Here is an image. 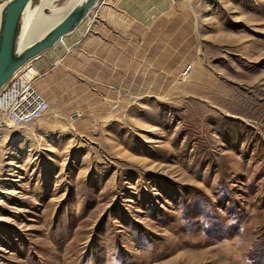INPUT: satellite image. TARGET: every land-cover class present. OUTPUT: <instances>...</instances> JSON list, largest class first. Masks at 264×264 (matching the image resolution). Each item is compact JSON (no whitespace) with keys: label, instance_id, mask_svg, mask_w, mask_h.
<instances>
[{"label":"rangeland","instance_id":"obj_1","mask_svg":"<svg viewBox=\"0 0 264 264\" xmlns=\"http://www.w3.org/2000/svg\"><path fill=\"white\" fill-rule=\"evenodd\" d=\"M31 65L0 264H264V0H101Z\"/></svg>","mask_w":264,"mask_h":264},{"label":"water","instance_id":"obj_2","mask_svg":"<svg viewBox=\"0 0 264 264\" xmlns=\"http://www.w3.org/2000/svg\"><path fill=\"white\" fill-rule=\"evenodd\" d=\"M38 0H8L2 11L0 26V89L29 60L53 48L65 36L73 33L87 19L99 0H84L72 8L40 39L21 52L17 39L21 31L22 15L26 7Z\"/></svg>","mask_w":264,"mask_h":264},{"label":"built area","instance_id":"obj_3","mask_svg":"<svg viewBox=\"0 0 264 264\" xmlns=\"http://www.w3.org/2000/svg\"><path fill=\"white\" fill-rule=\"evenodd\" d=\"M28 68L15 72L0 89V126H25L41 118L49 109L47 97L35 81L43 73L30 74Z\"/></svg>","mask_w":264,"mask_h":264},{"label":"bare ground","instance_id":"obj_4","mask_svg":"<svg viewBox=\"0 0 264 264\" xmlns=\"http://www.w3.org/2000/svg\"><path fill=\"white\" fill-rule=\"evenodd\" d=\"M82 1L84 0H38L30 3L22 15L21 31L17 39V51H23L31 43L43 37L51 27L59 22L72 8L80 4ZM100 1L101 0L97 2V5ZM5 4L6 3L0 5V26L2 11ZM85 21L78 27V29L85 23ZM86 30H89V27L86 28ZM58 43L59 42H57L56 45ZM55 46L53 48H55ZM53 48L48 49L44 53L52 50ZM32 61L33 59L29 60L25 65L18 69L17 72L28 68ZM29 69L31 75L40 73V71L33 65Z\"/></svg>","mask_w":264,"mask_h":264}]
</instances>
